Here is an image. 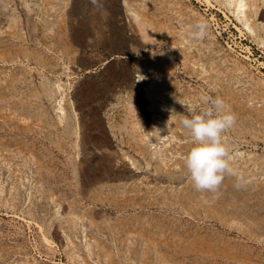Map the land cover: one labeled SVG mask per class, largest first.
<instances>
[{
  "label": "rangeland",
  "instance_id": "rangeland-1",
  "mask_svg": "<svg viewBox=\"0 0 264 264\" xmlns=\"http://www.w3.org/2000/svg\"><path fill=\"white\" fill-rule=\"evenodd\" d=\"M221 1L0 0V53L19 58L0 63V264H159L158 256L168 264H264V230L224 225L218 215L229 217L230 199L221 194L167 204L177 211L163 212L178 218L176 231L138 224L157 220L153 202L165 201L143 186L169 184L155 179L152 151L192 147L179 116L202 111V93L221 97L236 116L223 134L233 167L264 180V47L227 8L231 0ZM198 20L210 24L200 40L189 35ZM161 44L165 55L153 57ZM116 45L124 47L109 51ZM102 140L106 149L96 146ZM80 169L124 174L84 190ZM226 247L232 258L211 254Z\"/></svg>",
  "mask_w": 264,
  "mask_h": 264
},
{
  "label": "bare ground",
  "instance_id": "bare-ground-1",
  "mask_svg": "<svg viewBox=\"0 0 264 264\" xmlns=\"http://www.w3.org/2000/svg\"><path fill=\"white\" fill-rule=\"evenodd\" d=\"M208 1V3L210 4V0H206ZM217 1V0H216ZM220 3L222 2L221 0H218ZM262 1V0H261ZM228 2V1H226ZM233 4V7H231ZM224 5V4H223ZM264 0H263V3L262 5L261 4H258V1L257 0H231V2L229 3V5L227 6V8L229 10H231V12L233 13V15L235 16V19L242 23L243 26L245 28H247L254 37L255 40H257L259 43H260V46L261 47H264V38L261 36V34L263 35V32H264V22H260V21H257V22H260L262 23L259 24L261 26H259L258 24H256V21H255V17L258 15L259 18L264 16ZM100 12V10H98ZM103 13V12H102ZM93 18V17H92ZM91 20V19H90ZM105 32H103L102 34H104ZM73 34V33H72ZM76 36V35H75ZM74 38V37H73ZM145 38V37H144ZM114 42H118V41H122L121 40V37H114L113 38ZM121 46H118L116 45L115 47H113L112 49H110L109 51H114V50H117V48L120 49ZM124 47V46H122ZM121 47V49H122ZM135 49V48H134ZM125 50V49H124ZM123 50V51H124ZM46 51V50H45ZM116 52V51H115ZM126 52V50L124 51ZM121 53V52H120ZM16 55V54H15ZM191 55V54H190ZM193 56V55H192ZM196 56V54H195ZM28 57V56H27ZM25 56V59L27 60H31L30 58H27ZM139 57V56H138ZM136 58V57H135ZM134 58V66H136L137 62H135V59ZM191 58H194V57H191ZM23 59V58H22ZM186 59V58H185ZM197 59V58H195ZM194 59V60H195ZM19 58L18 56H13V54H9V55H4V54H1L0 53V63H6V62H15V61H18ZM192 60V59H191ZM21 61V60H20ZM140 61V60H139ZM42 63V62H41ZM133 63V62H132ZM136 63V64H135ZM127 64V63H126ZM42 65V64H41ZM122 66V65H121ZM133 66V64H132ZM133 66V67H134ZM1 67V66H0ZM44 67V66H42ZM139 67V66H138ZM147 68V67H144V66H141L140 68ZM5 68V67H4ZM142 68V70H144ZM2 69V68H1ZM24 71L22 72L24 76H26V78H23L24 79H27V80H30L32 78V72L30 70V68H25L24 67ZM135 69V68H134ZM126 70V69H125ZM139 70V69H138ZM141 70V69H140ZM148 70V68H147ZM11 71V70H10ZM119 71V70H118ZM25 72V73H24ZM146 72V71H145ZM7 73V71L5 72ZM11 73V72H10ZM9 73V74H10ZM18 73V72H17ZM113 73V72H112ZM4 74V73H3ZM121 74V73H120ZM141 74V72H140ZM23 75H20L23 76ZM19 76V75H18ZM109 77V76H108ZM145 77V76H144ZM147 77H148V74H147ZM12 78V77H11ZM19 78V77H18ZM18 78H14V79H18ZM151 78V77H150ZM19 79H22V78H19ZM139 79V78H138ZM145 79V78H144ZM153 81H154V77L152 78ZM26 80V82H27ZM108 80V79H107ZM135 80V79H134ZM14 81V80H13ZM17 81V80H16ZM146 81V80H145ZM156 82V81H155ZM129 83V82H128ZM146 90L147 88L150 87V82L149 83H146ZM60 84H58L59 86ZM143 85V84H142ZM86 86V85H85ZM139 86V84H138ZM152 86V85H151ZM57 87V85H56ZM144 87V86H143ZM48 88V87H47ZM86 88V87H84ZM151 88V87H150ZM149 88V89H150ZM143 89V88H142ZM49 90H53V89H49ZM85 90V89H84ZM56 91V90H55ZM137 91V90H136ZM152 91V90H151ZM135 92V91H134ZM155 91H153V93L149 92L148 91V94L151 93L152 95L155 94L156 96V93H154ZM157 92V91H156ZM53 93V92H52ZM158 93V92H157ZM54 95V94H53ZM79 95V94H78ZM81 96V95H80ZM154 96V97H155ZM63 98V97H62ZM86 98V97H85ZM85 100V99H84ZM61 101H63L61 98L60 100L58 101L59 102V106H58V111L59 113H62V115L58 114L57 118H61V121H63V118L65 119L66 117L64 116V114L66 113V109H65V105L63 106ZM89 101V100H88ZM57 102V101H56ZM57 102V103H58ZM131 106V105H130ZM54 109V108H53ZM57 111V110H56ZM56 113V112H55ZM68 114V112H67ZM91 115V114H90ZM67 116V115H66ZM152 117V115H151ZM55 118V117H54ZM59 118V119H60ZM53 119V118H52ZM154 119V118H153ZM60 122V121H59ZM65 122V121H64ZM83 122V121H82ZM94 123V122H93ZM92 123V124H93ZM61 124V123H59ZM64 124V123H63ZM76 124V123H75ZM83 124V123H82ZM57 125V124H55ZM67 126H71V123L70 121H67L66 123ZM59 126V125H58ZM55 127V126H54ZM53 127V128H54ZM64 128V127H63ZM79 128V127H78ZM84 128V127H83ZM88 128H92V125H88ZM83 130V129H82ZM85 130V129H84ZM57 131V130H56ZM89 132V131H88ZM65 135V134H63ZM71 135V134H70ZM80 135V133H79ZM69 136V135H67ZM146 136V135H145ZM176 136V135H175ZM85 137H87V139H89V137L87 135H85ZM77 138V137H76ZM81 138V137H80ZM179 138V136L177 137ZM184 138V137H183ZM98 139V138H97ZM84 140V139H83ZM101 140V139H100ZM176 140V139H175ZM91 141V140H90ZM93 141V140H92ZM179 141V140H178ZM83 142V141H82ZM177 142V141H176ZM176 142L174 144H176ZM181 142V141H180ZM90 143V142H89ZM178 143L176 144V146H178ZM187 143V142H186ZM185 143V144H186ZM85 144V143H84ZM91 146V145H90ZM96 146L97 147H104L105 148V141L103 142L100 141L99 143H96ZM152 146V144H151ZM175 146V147H176ZM107 147V146H106ZM155 147V146H154ZM159 148V147H157ZM163 148V147H161ZM167 147H165L162 151L161 149H158V150H154L152 151L153 153L151 154L152 157L153 155L157 158V160H159V164L155 167L153 166V170H152V173L153 175H155V179H159V180H162L164 178L168 179L169 181V184L168 185H164V184H161L162 186L160 187H156L152 189V186H149L147 185L146 187H144L145 191L148 192L149 194L151 195H155L154 198L156 196H159L156 195L157 193L156 192H159L161 194V196L163 195V199H165L164 202H153V203H156L158 205V209H159V214H158V218L157 220L153 221L150 219V217L147 219L143 218L141 220H139L141 223V225H145L144 228H147L150 229L151 231L150 232H153L155 231V229H161V230H171V231H176L178 230L177 228L179 227V225L176 223V221L178 220V218L174 215V214H167V213H163V212H177L176 210H172L171 207H169L167 204H173L175 202L177 203H180V204H184V203H193V205H200L201 203L203 204V202H207L205 201L206 200V197H201V192L198 193V191H196L189 179H188V173H187V170L184 166V161H183V156L184 154H186L189 149V147H186V148H178V149H170L167 150L166 149ZM142 149V147H141ZM148 149V148H146ZM152 149V148H151ZM166 149V150H165ZM108 151V150H107ZM92 152V151H91ZM105 152V151H104ZM145 154L147 151H143ZM150 153H151V150H150ZM107 154V153H106ZM142 154V153H141ZM103 155V154H102ZM2 156V155H1ZM1 158V157H0ZM102 158V157H100ZM99 158V159H100ZM173 158V160H172ZM175 158V159H174ZM148 159V158H147ZM151 159V157H150ZM101 160V159H100ZM105 160V159H104ZM154 160V158H153ZM151 160V161H153ZM1 161V160H0ZM4 161V160H3ZM3 161H1V164L3 165ZM97 161V160H96ZM171 161V162H170ZM99 162V161H98ZM102 162V161H101ZM149 162V161H148ZM157 162V161H156ZM97 163V162H96ZM95 163V164H96ZM104 164V163H103ZM101 164V165H103ZM107 164V163H105ZM132 164L133 166L137 164V162L135 163V160H132ZM153 164V163H152ZM151 163L149 165H152ZM155 165V164H153ZM5 166V165H4ZM71 166H72V161H71ZM97 166V165H96ZM99 167V166H98ZM114 167V166H113ZM141 167V166H140ZM243 167V166H242ZM79 168V167H78ZM95 168V167H94ZM111 168V167H110ZM136 169L138 168V166L135 167ZM86 169V168H85ZM117 169V168H116ZM119 169V168H118ZM241 169V168H240ZM124 170V169H123ZM11 171V170H10ZM54 171V170H53ZM119 171V170H118ZM126 171V170H125ZM240 171V170H239ZM80 172V175H81V178L83 179V184H84V187L83 189L85 190L91 183L93 180H96V179H100L102 178L103 176L105 177H116V178H119L121 177L124 173L122 172H114V171H110L109 169L107 170H103V171H95L94 173H91V174H84V172L82 171V169L79 170ZM264 172V171H262ZM112 173V174H110ZM240 173V172H239ZM259 174V173H257ZM262 177H264V174H261ZM249 176V175H248ZM252 176V175H251ZM249 176V178L251 177ZM12 177V176H11ZM244 177V176H243ZM259 177V176H258ZM261 177V176H260ZM245 179V178H244ZM258 179V178H257ZM264 179V178H262ZM158 180V181H159ZM245 181H247L246 185L237 190L235 187H234V184L236 183V180L235 178H231V177H226L223 181V184L221 185L220 189H219V192L218 194H221L220 197H221V201L222 202H226L225 199H230L228 200L229 202L228 203H224L223 204V209H225L227 212L225 214L229 215V217H225V216H222V212L219 211V213L221 215H218L219 216V220L224 224V225H228V226H233V224H235V226L238 228V230H242V232H246V231H250L252 230V228H258V229H262L264 230V180L260 181L257 180V181H250L248 179H245ZM160 182V181H159ZM155 184V182H151V185ZM146 185V184H145ZM83 186V185H82ZM137 186V185H135ZM139 188V187H138ZM142 188V187H141ZM156 189V190H155ZM143 190V188H142ZM88 191V190H87ZM156 194H152V192H154ZM89 192V191H88ZM143 192V191H142ZM146 192H144L146 194ZM139 193V192H137ZM209 193V192H208ZM207 194V193H206ZM148 195V194H147ZM210 193L207 195L209 196ZM216 195V194H215ZM160 196V197H161ZM152 197V196H151ZM217 197V196H216ZM153 198V197H152ZM162 198V197H161ZM212 198V197H211ZM219 198V196H218ZM210 199V198H209ZM212 200V199H210ZM220 200V199H219ZM220 201V202H221ZM221 202V203H222ZM217 204H219L218 202H216ZM215 203V204H216ZM59 204V203H58ZM222 205V204H220ZM184 206V205H182ZM203 206V205H202ZM217 206V205H216ZM215 206V208H216ZM147 207H150V205H148ZM55 208V207H54ZM57 208V207H56ZM195 208V207H194ZM214 208V209H215ZM221 208V207H219ZM213 209V210H214ZM56 210V209H55ZM216 210V209H215ZM214 210V211H215ZM218 211V210H216ZM188 212V211H187ZM56 213V212H55ZM152 216V215H151ZM62 217V216H61ZM138 218V217H137ZM136 218V219H137ZM153 218V217H152ZM240 219H244V221L240 220ZM50 222V221H49ZM220 222V223H221ZM51 223V222H50ZM154 223V224H153ZM58 225V224H57ZM75 226V223L73 224ZM51 226V225H50ZM60 226V225H59ZM77 226V225H76ZM62 230V229H61ZM254 231V230H253ZM257 231V230H256ZM249 233V232H247ZM252 234V233H251ZM65 235V234H64ZM219 237V239L222 240V238L217 235ZM67 238V237H66ZM212 242H215V240H213ZM226 242V241H225ZM88 243V242H87ZM70 244V243H69ZM225 246L228 245V243H224ZM85 246H87L85 244ZM210 246V245H209ZM210 247H213V246H210ZM228 247L226 248H222L221 250H215L213 252H211V254H214V255H222L226 258H232V254L230 251L226 250ZM89 249V248H88ZM89 250H92L91 248ZM88 250V251H89ZM226 250V251H225ZM12 252V251H11ZM92 252V251H91ZM15 253V252H14ZM94 253V252H93ZM98 253V252H97ZM13 254V253H12ZM93 255V254H91ZM95 255V253H94ZM1 256V255H0ZM2 258L3 255L1 256ZM10 257V256H9ZM98 258V257H97ZM15 259V258H14ZM157 261H159V264H168L166 262V258L163 257V258H159V256L157 257ZM17 262V261H16ZM15 262V263H16ZM8 263V262H7ZM14 264V260L12 262ZM17 264V263H16ZM158 264V262H157Z\"/></svg>",
  "mask_w": 264,
  "mask_h": 264
},
{
  "label": "clouds",
  "instance_id": "clouds-1",
  "mask_svg": "<svg viewBox=\"0 0 264 264\" xmlns=\"http://www.w3.org/2000/svg\"><path fill=\"white\" fill-rule=\"evenodd\" d=\"M90 2L97 7H102V0H90ZM209 29L210 24L206 20H198L189 32L190 38L204 39ZM134 53L139 56V49ZM156 55H165L163 44L160 45V50L152 51V56ZM144 78L142 76L137 81ZM199 100L206 106L202 111L191 116H179V124L187 130L193 141L192 147L183 156L188 179L196 191L218 194L224 179L231 177L235 178L234 187L239 190L246 185L247 181L233 167V158L223 141V134L234 126L236 116L219 96L213 97L202 93ZM172 112L175 111L172 110ZM212 198L217 197L213 195Z\"/></svg>",
  "mask_w": 264,
  "mask_h": 264
}]
</instances>
